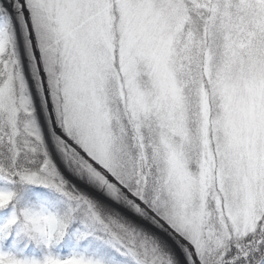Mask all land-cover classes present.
Instances as JSON below:
<instances>
[{"label":"snow or ice","instance_id":"obj_1","mask_svg":"<svg viewBox=\"0 0 264 264\" xmlns=\"http://www.w3.org/2000/svg\"><path fill=\"white\" fill-rule=\"evenodd\" d=\"M0 264H264V0H0Z\"/></svg>","mask_w":264,"mask_h":264}]
</instances>
